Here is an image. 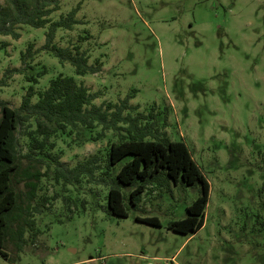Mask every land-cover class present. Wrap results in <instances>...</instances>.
<instances>
[{"label":"rangeland","instance_id":"obj_1","mask_svg":"<svg viewBox=\"0 0 264 264\" xmlns=\"http://www.w3.org/2000/svg\"><path fill=\"white\" fill-rule=\"evenodd\" d=\"M77 6L78 22L57 29L54 42L78 44L102 69L77 76L42 50L26 66L20 52L28 43L40 48L47 26L24 24L18 38L0 37L8 42L0 49V98L18 107L26 76L43 66L36 89L64 74L96 92V104L129 96L132 114L153 111L163 136L187 144L210 185L204 225L195 234L167 228L185 217L198 187L153 183L136 207L123 188L127 216L119 217L102 208L105 188L63 189L41 167L38 197L49 202L34 214L39 234L28 231L19 254L7 244L14 262L0 256V264H264V0H60L52 19ZM13 68L21 70L6 75ZM99 129L57 135L55 152L70 166L94 154L103 163L119 136L107 130L92 139ZM18 149L24 154L27 146ZM147 216L160 225L138 220Z\"/></svg>","mask_w":264,"mask_h":264},{"label":"trees","instance_id":"obj_2","mask_svg":"<svg viewBox=\"0 0 264 264\" xmlns=\"http://www.w3.org/2000/svg\"><path fill=\"white\" fill-rule=\"evenodd\" d=\"M4 1L5 4L0 6V37L18 38V28L24 24L36 28L47 26L40 48L28 43L20 52L23 64L31 67L29 59L42 50L61 63H70L77 76L94 74L102 69L100 59L89 62L87 51L80 49L78 44L60 46L54 42L57 29H72L78 22V6L58 19H52V14L60 8V0ZM7 45L8 42L0 39V49ZM20 70L7 69L6 75ZM46 72L43 66L35 75L26 76L28 86L18 107H11L0 98V256L13 263L6 245L10 244L19 254L27 244V232L31 237L39 234L34 214L42 213L49 202L47 196L38 197L39 182L45 175L41 167L51 170L54 182L63 189L77 188L84 182L105 188L106 202L102 208L119 217L127 216L123 202L125 188H131L127 200L136 207L153 183L164 186L172 180L175 185L198 187L199 194L186 206L185 217L167 224L168 229L179 234H195L204 225L210 185L187 144L163 136L153 111L132 114L134 106L129 103V96L118 102L96 104V92H91L75 77L64 74L52 77L43 89H36L34 84ZM5 82L4 77L0 78V85ZM98 126L100 129L93 136L94 140L103 137L107 130L118 131L119 136L117 141L110 142L103 163L97 154L71 166L61 160L55 152L57 135L71 134L80 131L79 128L91 132ZM22 142L27 146L24 154L18 149ZM262 189L264 192V187ZM61 197L67 205L71 202L67 194ZM262 206L264 208V201ZM138 220L160 225L156 216ZM262 227L264 229V220Z\"/></svg>","mask_w":264,"mask_h":264}]
</instances>
